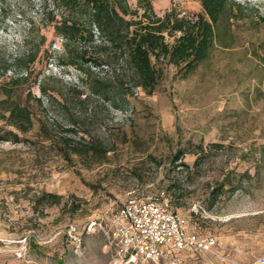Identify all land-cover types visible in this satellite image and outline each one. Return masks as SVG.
Returning <instances> with one entry per match:
<instances>
[{
  "label": "rangeland",
  "instance_id": "374dc122",
  "mask_svg": "<svg viewBox=\"0 0 264 264\" xmlns=\"http://www.w3.org/2000/svg\"><path fill=\"white\" fill-rule=\"evenodd\" d=\"M150 2L158 16L202 11L199 0ZM235 2L231 30L194 71L157 61L155 89L136 88L128 101L118 95L116 107L88 94L90 77L60 63L67 55L49 14L59 19L62 9L0 0V112L18 103L30 116L26 130L0 118L18 135L0 141V264H109L100 232L78 243L66 228L82 232L85 220L131 194L160 197L190 229L215 238L212 251L182 252L185 264H264V0ZM91 51L108 62L86 63L91 77L113 84L106 49ZM95 142L105 152L94 153ZM228 172L235 182L245 176L234 191L220 185Z\"/></svg>",
  "mask_w": 264,
  "mask_h": 264
},
{
  "label": "trees",
  "instance_id": "16d2710c",
  "mask_svg": "<svg viewBox=\"0 0 264 264\" xmlns=\"http://www.w3.org/2000/svg\"><path fill=\"white\" fill-rule=\"evenodd\" d=\"M199 1L202 11L195 16H178L173 10L158 16L150 0H138V6L133 10L129 9L126 0H42V6L45 8L52 3L62 9L59 19L53 12L49 14V22L54 21V28L63 40L64 53L67 55V60L60 63L76 67L83 77L93 80L89 84V95H98L118 107V95L128 101L136 88L148 93L155 89L163 75V67L157 66V61L172 64L177 71L187 75L209 56L220 37L231 30V20L237 16L234 8H240L238 2ZM140 7L142 13L138 17H126L137 15ZM166 34L174 36L172 43L166 40ZM97 39L100 41L97 45L106 49L107 55L115 63L113 71L116 80L113 84L98 77L92 78L90 66H86V63L97 67L105 63L92 56L91 49L98 46L91 44ZM33 57L34 54H31L29 61ZM80 93L78 90L77 94ZM6 109L8 114L0 112V118L5 124L26 130L30 123L28 109L18 103H9ZM6 139L17 140L18 135L0 125V141ZM90 147L94 153L105 152L100 143H91ZM178 157L179 153L174 160ZM229 173L225 174L220 185L223 187L228 183L229 189L234 191L241 187L245 176L235 182ZM211 193L216 195V190Z\"/></svg>",
  "mask_w": 264,
  "mask_h": 264
},
{
  "label": "built area",
  "instance_id": "2783aa9c",
  "mask_svg": "<svg viewBox=\"0 0 264 264\" xmlns=\"http://www.w3.org/2000/svg\"><path fill=\"white\" fill-rule=\"evenodd\" d=\"M66 231L78 243L83 233L100 232L109 264H185L182 252L212 251L215 244L213 236L190 229L186 218L158 196L131 194L122 204L108 206L101 217L85 220L82 232L75 223ZM263 262L260 257L258 263Z\"/></svg>",
  "mask_w": 264,
  "mask_h": 264
}]
</instances>
